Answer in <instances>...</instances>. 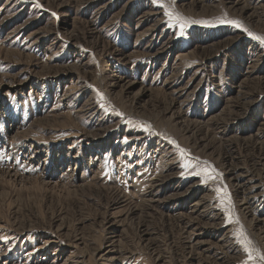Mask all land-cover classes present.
<instances>
[{"label": "rangeland", "instance_id": "1", "mask_svg": "<svg viewBox=\"0 0 264 264\" xmlns=\"http://www.w3.org/2000/svg\"><path fill=\"white\" fill-rule=\"evenodd\" d=\"M162 3L0 0V264L264 255V0Z\"/></svg>", "mask_w": 264, "mask_h": 264}, {"label": "snow or ice", "instance_id": "2", "mask_svg": "<svg viewBox=\"0 0 264 264\" xmlns=\"http://www.w3.org/2000/svg\"><path fill=\"white\" fill-rule=\"evenodd\" d=\"M154 3L161 4L162 7H165V15L168 16L169 20L172 21L175 25H177L180 29L178 35H183L184 34V29L187 27L189 23H200L199 21H187L185 20L180 14L178 13H173L172 11L167 10V6L162 3V0H153ZM36 6L41 7L39 4V0H36ZM55 15V14H53ZM220 23H230V24H235L236 27H241L240 23L237 21H228V20H221ZM247 31V29H245ZM249 36H254V39L261 41L264 43V37L262 36H255L253 33L248 32ZM177 147H179L177 145ZM185 154V151L181 149V155L183 156ZM190 165L185 163L184 167L188 168ZM189 174H194L198 177H202L203 183H207L209 180H214L219 173L216 172V170L212 167H199L197 166V170L194 173H189ZM181 175H184V173H181ZM218 196L220 193L223 191V195L220 196L221 199V204L224 205V211L228 215V220L227 222H231L232 217L231 213L229 211V206L225 205V200L227 199L230 203V194L226 190H222L221 188L216 189ZM238 222V221H237ZM236 235L240 238V243L244 246V250L247 253V259L242 261L241 264H257V259L261 262V264H264V255L260 254L258 249H255L251 247V240L247 238V236L244 234L242 228L237 231ZM6 239V238H5Z\"/></svg>", "mask_w": 264, "mask_h": 264}]
</instances>
